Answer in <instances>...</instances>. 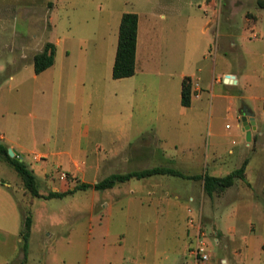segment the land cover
I'll return each mask as SVG.
<instances>
[{
    "label": "rangeland",
    "instance_id": "obj_1",
    "mask_svg": "<svg viewBox=\"0 0 264 264\" xmlns=\"http://www.w3.org/2000/svg\"><path fill=\"white\" fill-rule=\"evenodd\" d=\"M198 2L0 0V143L15 149L34 170L43 195L33 196L21 175L0 158V213L7 211V194L19 204L21 232L28 217L31 231L37 230L25 259L14 238L0 245V264L6 259H14L12 264H193L190 252L199 236L214 264H264V136L248 141L245 179L212 196L202 179L190 183L156 175L45 198L50 191L154 166H176L195 175L198 169L190 163L211 161L224 155L234 139L240 143L227 136L224 144L215 145L206 131L211 115L220 119L223 132L243 138L242 122L229 100L210 101L209 95L195 106L194 92L192 108H175L167 101L169 86L180 96L184 76L195 81L199 64L214 59L217 44L211 32L202 30L201 15L211 10L200 11ZM215 2L220 18L209 27L223 32L229 0ZM236 2L234 35L242 31L244 14L252 21L255 8L264 6V0ZM125 12L140 15L141 58L133 76L116 79L113 60ZM257 26L264 29V11ZM246 35L250 41V30ZM48 42L56 45L55 62L36 74L34 58ZM256 45L264 51V43ZM217 64L226 62L218 58ZM256 66L258 83L251 91L262 99L248 101L264 118V66ZM159 103L169 115L155 116ZM236 162L227 160L222 174L234 170ZM199 171L209 174L206 166ZM163 198L184 202L183 211L153 210L151 202ZM238 200L243 204L235 219L231 205Z\"/></svg>",
    "mask_w": 264,
    "mask_h": 264
},
{
    "label": "crops",
    "instance_id": "obj_2",
    "mask_svg": "<svg viewBox=\"0 0 264 264\" xmlns=\"http://www.w3.org/2000/svg\"><path fill=\"white\" fill-rule=\"evenodd\" d=\"M214 3L216 4L215 0H211V1L201 0V2L195 3V6H197L200 11H202V8H205V7L210 8L211 10V12L209 11L210 15L204 16L203 14H201L203 17L202 30L206 33L207 32L212 33V36L214 37V41H216L217 47L215 50V55H214L212 64H207V63L199 64L197 73L195 74V81L194 80L192 81L193 82L192 104L191 106L186 107V108L193 107L194 92H195V104H194L195 106L196 104L198 105L200 104L199 106H201V103L204 102L206 100V97L209 95H210V101H213V99L211 100L212 97L215 98V100L217 101L218 99L229 100L233 108L236 107L235 114L237 115V119H240L243 125L242 112H243V108L247 107L250 111L254 113V118L256 121L255 123L256 128L252 130V139L254 136V139L256 141H260L261 137L264 136V118H258L256 116V112L254 111L252 104L248 100L262 99L261 97L258 96V94H254L251 91V89L255 87L256 83H258L257 81L259 77L258 75L259 71L256 66L257 63L260 62L262 66H264V60H262V58L264 57V51H261L260 46L258 45L254 46V44L260 45L264 43V29L260 26V22L262 20V15L264 11V6H258L255 8L254 15L252 16L253 18L252 21H250L251 19L248 17V15L240 14V15H243L242 18H244L243 23H242V31L239 34L234 35L233 31L230 30V28L233 23L232 20L233 21L235 20V15L236 13H238V11L235 10V8L237 7L236 0H229V2L227 3V7L229 8V11H227L228 14L227 16H225L226 17L225 23H227L228 25L224 27L223 32H219L218 28L216 30L217 32H212L210 29V27H212L213 24H216V22L220 18V15H218V19L216 18V14H215L216 10L214 9L215 7ZM243 9H244V6L243 4H241L239 7V12L242 13ZM137 14L139 15V13ZM161 17L165 18V14L161 13ZM210 24L212 25L210 26ZM258 24L260 27L257 26V28H255L256 25ZM140 26H141V19L139 15L136 70H137L139 60L141 58V27ZM249 30L253 35L252 37L251 36L248 37L250 38V41H247L246 34H248ZM257 34L259 36H255ZM145 48L146 47L144 46V49ZM116 52H117V49H116ZM218 58H222L226 62V64H224L222 67H219L217 64ZM204 60H207L206 54L204 55ZM114 61H115V58L113 60V65H114ZM228 75H232L233 77L228 78ZM181 90H182V86H181ZM154 100L155 99H153V101ZM167 101H168V104L171 102L175 106V108H179V107L185 108V106H183L181 103V94L180 96H178L177 89H175L172 86H169L168 88ZM158 108L161 109V111L155 116L162 118V117H165L166 115H169V113L165 114L164 110L160 107V103H159ZM217 120H220V119H218V117H213L210 115L207 130H206L208 136L213 137L214 139L213 141H215L213 142V144L215 145H220L221 143L224 144V141L227 136L228 138L241 139L240 143L237 144L238 141L234 142L235 141L234 139L233 146H230L228 149L224 148L225 149L223 151L224 155L216 154L217 156L215 155L211 161H209L208 159L207 161L205 160V162L202 161L201 163H197L196 161L195 163L194 162L190 163L193 166L195 165V169H198L197 172L195 170V175H199L198 173H200L199 170L201 169V167L206 166L209 171V174L221 177L223 175L221 171H223L224 165L227 163V160H230L231 158L236 159L237 162L234 165V170H236L242 165V163L248 156V153H249L248 146L249 145H248L247 139H245L246 129L244 125L242 127L243 128V133H242L243 138H242L241 135L238 134V132H235V133L223 132L222 129L218 127L219 123ZM226 126L228 127L229 124H226ZM237 127L240 128L238 124H237ZM156 136L159 137L158 135ZM158 142L159 144H161L162 139L158 138ZM158 142H156L155 144H158ZM262 146L264 147V142H262ZM164 153L167 154L165 151ZM182 164H185V163H182ZM174 168H177V167L175 166ZM248 169L249 168H247L246 172H248ZM234 170H231L230 172ZM230 172H224V173L225 175H227ZM183 173L187 174L186 172H183ZM159 175L163 176L167 174H159ZM153 176H156V175H153ZM170 176H174V175H170ZM151 177L152 176L142 178V179H147ZM176 177H180V176H176ZM180 178L184 180H188V182L190 183H192L191 180H193V179H188V178H183V177H180ZM195 180H198V179H195ZM190 183L189 185L191 187L192 184ZM7 196H8L7 194L4 195V200L8 205L7 211L6 213L4 212L0 213V218H2V221L0 223V245L9 243V239L14 238L13 240L15 241V244H16L15 249L18 250V252L21 249L23 251V259H25L30 252V242L32 241L33 236L37 234V230H35L36 227L35 228L33 227L31 231V236L28 242V248H27V251L25 252L23 249V245H22V237L20 236L21 235V225H22V222H21L22 215H20V213L18 214L16 210L17 205L19 204L15 200L13 201L11 197H7ZM195 198L196 199L198 198L197 195H195ZM244 203L246 202L244 201ZM151 204L152 206H154L153 210H157L160 212L165 211L166 213L171 212V214H179L183 211L185 207L184 202H181L179 200H174L171 202L168 200V198L166 201L164 198L159 199V201L157 202L152 201ZM242 204H243V201L238 200V202L231 205V209H233L231 211L232 213L231 215L235 219H236L235 216L238 217V214H239L238 211H239L240 205ZM13 260H9V259L3 260L2 264H12Z\"/></svg>",
    "mask_w": 264,
    "mask_h": 264
},
{
    "label": "trees",
    "instance_id": "obj_3",
    "mask_svg": "<svg viewBox=\"0 0 264 264\" xmlns=\"http://www.w3.org/2000/svg\"><path fill=\"white\" fill-rule=\"evenodd\" d=\"M139 15L136 12H125L122 15L118 46L113 65V78H125L133 76L136 73V54L138 42ZM56 45L48 42L45 49L38 53L34 58V71L40 74L55 62ZM193 82L190 76H184L182 80L181 103L185 107L192 104ZM9 146L0 143V158L10 163L14 169L23 178L24 185L27 190L35 197H42L39 188L37 175L25 161L11 157L8 153ZM248 160L246 159L242 165L225 176H214L211 174L204 175H187L180 169L168 166H154L150 168L133 170L126 173H113L96 183L82 182L73 188L65 191H50L45 198H62L66 195L73 194L77 190H105L113 188L115 185L126 182L130 179H142L153 175L167 174L180 176L188 179H202L204 191L207 195L212 196L217 190H224L233 186L237 179H245ZM32 220L28 217L25 221V227L21 232L23 249L26 252L31 234Z\"/></svg>",
    "mask_w": 264,
    "mask_h": 264
},
{
    "label": "built area",
    "instance_id": "obj_4",
    "mask_svg": "<svg viewBox=\"0 0 264 264\" xmlns=\"http://www.w3.org/2000/svg\"><path fill=\"white\" fill-rule=\"evenodd\" d=\"M200 237L190 252L193 264H214L206 240Z\"/></svg>",
    "mask_w": 264,
    "mask_h": 264
},
{
    "label": "water",
    "instance_id": "obj_5",
    "mask_svg": "<svg viewBox=\"0 0 264 264\" xmlns=\"http://www.w3.org/2000/svg\"><path fill=\"white\" fill-rule=\"evenodd\" d=\"M232 78V75H228V78ZM242 121L243 125L246 129V139L247 141L252 140V130L256 128L255 126V118H254V113L250 111L247 107L243 108L242 112ZM8 153L11 157L18 158L19 160H22V156L13 148L8 149Z\"/></svg>",
    "mask_w": 264,
    "mask_h": 264
}]
</instances>
